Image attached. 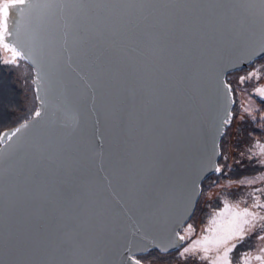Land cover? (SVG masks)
Masks as SVG:
<instances>
[{"label":"water","instance_id":"95a60500","mask_svg":"<svg viewBox=\"0 0 264 264\" xmlns=\"http://www.w3.org/2000/svg\"><path fill=\"white\" fill-rule=\"evenodd\" d=\"M249 40L207 0H153L147 18L47 20L33 57L43 80L24 59L42 116L10 139L34 114L0 132V264H118L137 228L165 244L180 235L234 105L219 81L261 58H249Z\"/></svg>","mask_w":264,"mask_h":264},{"label":"snow or ice","instance_id":"6c2138e0","mask_svg":"<svg viewBox=\"0 0 264 264\" xmlns=\"http://www.w3.org/2000/svg\"><path fill=\"white\" fill-rule=\"evenodd\" d=\"M210 7L215 10H221L225 15L239 21L241 26L247 28L250 40L246 44V51L249 56H260L264 58V0H207ZM100 10L121 11L131 13L139 11L145 14V18L151 15L153 11V0H0V51L5 54L4 63H15L17 59H29L39 54L42 58V45L38 42V32L44 23L57 13L71 17L73 24L77 25L81 17H88ZM31 33L32 47L27 46L24 39L25 34ZM33 63L37 65V76L44 79L46 73L41 61L33 58ZM261 69L257 68L248 73L247 76H241L239 82L243 84L246 80H252L254 77L259 80ZM219 79V78H218ZM35 83V81H34ZM223 86L222 96L225 105L232 103V88L229 84L219 81ZM256 94L264 99V87H257ZM40 100L41 97L37 96ZM43 102V101H42ZM226 116L223 119V125L231 123L232 113L225 107ZM245 111H248L246 108ZM42 113L38 109L32 121L22 124L11 136L27 129L33 125L37 117ZM264 119V115L261 116ZM221 135L223 130H220ZM4 137L0 136V140ZM255 148L259 150L253 155L264 156V144L256 143ZM219 155V152L216 153ZM5 156L0 153V163H3ZM264 164V159L261 160ZM219 173L221 169L215 168ZM264 179V177L258 178ZM256 181L249 180L248 184ZM197 185L193 182L188 202L191 203V197L196 195ZM264 191V190H258ZM253 203L251 208L264 209V203L260 198L252 194ZM257 220L264 221V215L249 211V208L240 209L239 204H229L224 201V206L220 211L215 212L208 220V225L204 229L205 235L199 239L193 240L188 246L179 252L181 258L188 256H198L199 260L206 264H232L230 254L237 247L233 241H243L245 233L255 227ZM192 225L185 229L186 234H191ZM140 229L130 233V236L119 253L118 264H145L155 259L158 264H166V257L170 248L176 247V240L184 241L185 235L176 234L175 239H169L168 242L160 243L154 238L150 239L146 235H138ZM264 240V236L258 237ZM153 249L157 250L153 253ZM260 254L254 259L258 264H264V247L260 248ZM251 254L241 257L240 264H250Z\"/></svg>","mask_w":264,"mask_h":264},{"label":"rangeland","instance_id":"374dc122","mask_svg":"<svg viewBox=\"0 0 264 264\" xmlns=\"http://www.w3.org/2000/svg\"><path fill=\"white\" fill-rule=\"evenodd\" d=\"M5 54L0 51V57L3 60ZM12 65V69L16 73V77L19 80V85L22 88V92L24 95L30 93L31 81H32V72L29 69L27 63L22 59H17L15 63H10ZM260 68L261 76L260 79L257 80L255 77L252 80H246L243 84L239 82V78L241 76H247L249 72ZM31 80V81H30ZM228 84L232 88V94L234 98L233 109L231 110L232 118L231 123L228 127V136L227 140L231 144H233V139L235 138V131L237 129V125L239 121L243 119H247L248 117L254 118L255 111L261 104L264 102V99H261L259 95L256 94L255 89L257 87H264V61L256 62L253 66L246 68L237 73H231L227 77ZM28 93V94H27ZM30 103H32V99L30 98ZM36 102V101H35ZM248 111H245V109ZM228 126V125H227ZM235 130V131H234ZM251 145H247V153L245 156L253 155L254 152L258 153L259 150L255 148L257 142L256 140L250 141ZM264 144V141L259 142ZM232 148L229 149V152H232ZM257 156L259 161L258 164L261 165V160L264 159L262 155H253ZM226 158V157H225ZM248 158V157H247ZM230 163V162H229ZM228 165V162H226ZM264 177V172H260L254 175L244 176L239 180H220L217 183L212 182L211 186L207 188L202 195L201 205L209 208L208 212L205 213L206 216L203 217L201 211H198L192 220L189 221L186 226L182 228L180 235H185L186 239L183 241V245L178 249V251L170 256L166 257V264H206V262L199 260L198 256H188L186 258H181L179 256V252L183 250L184 247L188 246L193 240L199 239L201 236L205 235L204 229L208 225V220L212 217V215L220 211L224 206V201L227 200L229 204H239L240 209L249 208V211L254 213H259L260 215H264V209L259 207L251 208V204L254 202L252 198V194L260 198V202L264 203V179H258ZM252 180L256 181L255 183L248 184L247 181ZM226 189L224 192L223 189ZM213 197L217 198L220 202V206L217 209H211L210 199ZM209 202V205L205 204ZM211 209V210H210ZM205 218L204 219H202ZM202 219V221H201ZM188 225H192L193 231L191 234H186L185 229ZM264 236V221L257 220L255 222V227L245 233V238L243 241H233V243L237 244V247L230 254L232 258V264H240L241 257H244L246 254H251L250 264H258V261L254 259L255 256L260 254V248L264 247V240H260L258 237ZM194 261L185 262L187 259H192ZM145 264H149L148 261H145ZM151 264H158V261L153 259Z\"/></svg>","mask_w":264,"mask_h":264},{"label":"trees","instance_id":"16d2710c","mask_svg":"<svg viewBox=\"0 0 264 264\" xmlns=\"http://www.w3.org/2000/svg\"><path fill=\"white\" fill-rule=\"evenodd\" d=\"M262 61H264V58L255 59L248 66L227 73L226 82L228 83L227 77L229 76V74L240 72L242 70H245L246 68H249L250 66H253V64H255L256 62ZM29 69L31 70L30 67ZM15 74L16 73L12 69V65L10 63H4L0 57V132L13 127L23 120L30 118L33 114H35L37 109L32 81L30 80L31 87L29 90L30 93H27V98V95L23 94L22 88L19 85V80ZM30 98L32 99V103L29 102ZM254 114V118L248 117L247 119L239 121L236 131L234 130L235 138L233 139V144L231 145L227 140L229 125L226 126L219 143L220 157L217 162V167H219L221 171L219 173L215 171L213 174H211L201 182L200 196L197 200L193 214L186 222V224H188L189 221L192 220V218L198 211L202 212L203 217L206 216L205 213L208 212L209 208H204V206L202 207V195L203 192L211 186L212 182L217 183L220 180H239L244 176L264 172V164H258L257 160L259 161V159L257 156H245L246 154H248L247 145H251L250 141H264V119H261V116L264 115V102H261ZM230 148L233 149L231 153L229 152ZM226 162H228V165L226 164ZM223 190L224 192L226 191L225 188ZM205 204L209 205V202H206ZM210 205L212 206L211 209H217L220 206V202L217 198L213 197L212 199H210ZM203 217L202 219L205 220V218ZM186 224L184 226H186ZM182 228L179 231L180 234ZM156 251L157 250L153 249V253H155ZM177 251L178 249L173 252H169L167 256H170ZM189 261L194 260L193 258L191 260L187 259L185 262Z\"/></svg>","mask_w":264,"mask_h":264}]
</instances>
